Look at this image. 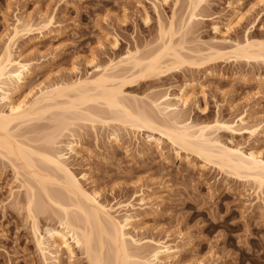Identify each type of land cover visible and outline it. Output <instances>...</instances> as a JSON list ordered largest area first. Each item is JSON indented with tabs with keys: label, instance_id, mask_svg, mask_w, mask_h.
<instances>
[{
	"label": "rangeland",
	"instance_id": "rangeland-1",
	"mask_svg": "<svg viewBox=\"0 0 264 264\" xmlns=\"http://www.w3.org/2000/svg\"><path fill=\"white\" fill-rule=\"evenodd\" d=\"M191 1L0 0V68L9 46L11 58L26 64L21 79H0V109L8 112L9 103L32 101L41 90L93 79L107 69L122 76L116 84L125 100L145 107L160 122L172 123L178 116L193 124L226 123L229 127L215 128L212 136L264 159V61L205 59L212 48L264 40V0ZM18 19L30 26L19 23L25 30L14 35L15 41ZM171 25L186 61L157 75L132 77V64L125 59L158 52L167 39L161 29ZM182 90L187 104L175 116L161 113L159 98L169 94L175 102ZM5 94L9 97L2 99ZM60 112L19 121L14 130L35 148L68 152L67 143L78 142L77 152L67 153V164L101 203L134 204L118 217H132L131 235L145 251L161 243L171 247L160 264H264V184L221 169L164 137L158 141L157 130L112 120L111 109L99 103L67 112L71 125L55 135ZM90 112L101 118L92 121ZM21 166L0 156V264H88L79 247L70 257L64 244L53 245L48 230L61 229L60 211ZM29 185L37 192L36 213L29 211ZM37 234L46 241L44 251Z\"/></svg>",
	"mask_w": 264,
	"mask_h": 264
},
{
	"label": "bare ground",
	"instance_id": "bare-ground-1",
	"mask_svg": "<svg viewBox=\"0 0 264 264\" xmlns=\"http://www.w3.org/2000/svg\"><path fill=\"white\" fill-rule=\"evenodd\" d=\"M193 1L191 2L195 3ZM195 9L194 6L191 10L192 17L195 15ZM18 20V24L14 26L15 28L13 27L15 33H13V37L14 35L19 36V33L21 34L25 27L29 25L24 22L21 23L20 19ZM19 23L24 24L25 27L21 25L24 27L21 28ZM22 29L24 30L22 31ZM161 31L167 39L158 52L139 59L136 58L137 56L133 58L134 55L131 58L128 53L127 58L124 56L125 60L132 64L130 71L128 70L131 72L132 77L141 78L157 75L164 67L179 66L186 61L181 50L173 42V36L175 35L173 25L167 30L162 28ZM13 37H10V39L12 40ZM14 39L16 41L15 37ZM13 40L12 44L15 42ZM9 48L5 51L6 53L4 52L5 55L2 58L5 65L3 64L4 67L0 68V79L5 76L8 81H16L23 77V68L26 67V64L13 60L11 58L12 53H10L11 47L9 46ZM225 49L226 47L224 50L217 47L212 48L205 59L211 62L224 60L225 57L248 62L251 60L264 61V40H250L248 38L244 44L236 43L231 48ZM123 61L124 59L121 62ZM13 66H16V68L11 69ZM121 78L122 76L120 77L118 74H108L106 69L93 79H84L73 84L41 90L40 94L32 101L9 103L10 110L8 112L0 109V154L18 160L23 170L37 183L38 187H36L41 191L39 193H43L49 203H52L56 207L55 209L60 211L57 216L60 219L61 229H51L48 232L53 239V245L62 247L64 244L70 257H73L74 247L76 246L86 254L88 264H160L161 254L170 251L171 247L163 243L159 244V242V245L153 250L145 251L144 247L141 248L140 246L141 241L131 235L132 217L130 215L122 219L118 217V214L120 215L122 211H129L131 207L134 208V204L128 202L127 204L114 206L101 203L98 200L97 192L89 193L85 190L81 179L67 164V153L77 152L76 145L78 142L70 140L67 143L68 152L48 147H45L46 149L43 147H41L43 149L35 148L29 144L30 139L23 140V137H18L14 130L16 123L32 118H40L49 111L59 110L61 114L57 119L58 125L54 126L52 131L53 134L59 136L71 125V119L69 122L71 116H67V112L80 110L81 107L83 108L90 103H99L111 109L114 113L112 120L129 124L136 129L157 130L160 133V138H157L158 141L164 137L179 148L194 152L205 161L217 164L221 169L224 168V170H228L236 176L254 180L260 187L264 184V159L254 151L245 152L239 147H229L212 136L215 128L229 127L226 123L216 121L214 123L193 124L188 121L184 122L182 119L178 121L176 119L178 116L172 118V123L160 122L155 115H151L146 109L144 110L145 107H142L143 109L140 108L141 106L135 107L132 103L130 104L131 101L128 103L125 100L122 87L120 84H116ZM0 88L2 87L0 86ZM175 96V102H171L169 94L165 97L162 96L163 100L161 97L159 98L157 105L165 116H175L178 107L187 104L188 98L184 90ZM8 97V94H5L2 99ZM89 116L92 121H95V118H101L98 113L94 112H90ZM58 129L61 133L58 132ZM55 135H52V143L56 144L57 140L54 137L57 136ZM49 138L51 139V137ZM49 138L48 140L51 142L52 139ZM54 140L56 141L54 142ZM31 142L33 141L31 140ZM82 177H85V174ZM29 190H31L29 211L36 213L37 211L34 212L33 209H37V207H34L36 205L34 202L38 198L37 192L32 186ZM144 201L145 198L142 197L141 202ZM34 228L36 231L39 230L37 221H34ZM45 243L43 235H38L37 244L40 247L39 249L44 251Z\"/></svg>",
	"mask_w": 264,
	"mask_h": 264
}]
</instances>
